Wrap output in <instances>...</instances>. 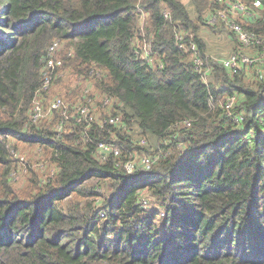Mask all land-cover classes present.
Listing matches in <instances>:
<instances>
[{"label": "trees", "instance_id": "16d2710c", "mask_svg": "<svg viewBox=\"0 0 264 264\" xmlns=\"http://www.w3.org/2000/svg\"><path fill=\"white\" fill-rule=\"evenodd\" d=\"M259 1L237 21L264 40ZM190 5L0 0V264H264V75H231L198 36L225 5ZM55 41L56 58L71 56L51 74V99L41 88ZM147 42L152 63L138 54ZM86 90L106 110L88 126L66 121ZM36 100L45 115L34 121ZM111 116L123 126L103 125ZM103 142L121 155L100 161ZM19 143L49 166L21 187L11 176ZM135 153L158 158L132 173L116 166Z\"/></svg>", "mask_w": 264, "mask_h": 264}, {"label": "built area", "instance_id": "2783aa9c", "mask_svg": "<svg viewBox=\"0 0 264 264\" xmlns=\"http://www.w3.org/2000/svg\"><path fill=\"white\" fill-rule=\"evenodd\" d=\"M220 4L225 5L224 9L216 10L215 14L211 15L208 18L207 23L209 25H222L225 26L234 36L236 40V50L232 51L230 54L225 56L222 59H219L223 68L228 70L231 75L243 73L245 77H252V79H261L264 75V40L248 33L238 22L237 20H244L245 18H252L256 16V14L263 9V5L261 1L255 0L252 3L254 10H251L249 6L243 3L240 0H216ZM146 14H141V23L142 25L145 23ZM181 37H178L179 40ZM59 48V43L57 41L53 42L48 49V58L46 59L44 74L46 75L45 80L42 85V91L49 92L51 83H52V73L56 68H61L65 61L68 60L71 56L70 53H67L64 58H56L55 52ZM193 52V61L197 67L200 66V59L197 57L196 49L194 45L190 47ZM248 52V53H247ZM143 59H145L148 63H152L154 61L151 45L150 43H144L142 50L138 53ZM91 90V89H90ZM85 101L76 106L71 113V115H67L65 111L63 116L66 121H69L70 117L73 118L76 123H86L88 126L91 122H96L99 117V114L96 111V107L94 105V100L97 98L88 97V90H86ZM98 100V99H97ZM236 101V96L233 95L229 98L225 105V109L229 110ZM101 102V101H100ZM61 99H56L49 103L48 111L55 110L61 107ZM101 107L103 110H106V107L109 104V100L105 99L101 102ZM47 111V110H46ZM43 110V106L39 100L34 101L33 104V115L32 118L34 121L41 119L45 113ZM105 122L110 125L115 126H123V121L120 116H111L108 119L104 120L102 124ZM64 126V123L59 124V131ZM186 126H189V123H186ZM140 144H143L144 140H139ZM114 156L118 158L121 155L120 148L118 146L108 144V143H100L97 147V156L100 161H105L108 156ZM157 156H146L140 155L138 153L133 154L129 159L124 162H117L116 166L121 167L128 173H132L137 169H149L152 163L157 159Z\"/></svg>", "mask_w": 264, "mask_h": 264}, {"label": "rangeland", "instance_id": "374dc122", "mask_svg": "<svg viewBox=\"0 0 264 264\" xmlns=\"http://www.w3.org/2000/svg\"><path fill=\"white\" fill-rule=\"evenodd\" d=\"M189 10L192 8L190 5V0H181ZM95 24L89 25L88 28L93 27ZM143 27L142 23L140 24ZM87 28V29H88ZM86 30V29H85ZM229 30L225 26L221 25H203L200 28L198 36L206 43L207 52L216 59H222L227 55H223V53H231L233 42L230 40ZM142 34H144L142 32ZM248 53V52H247ZM247 81L252 80V77H245ZM75 78H72V85L77 87ZM55 88H51L50 90V98L53 99L54 92L59 90V86H54ZM85 86H83L84 88ZM80 88V87H79ZM99 103V104H98ZM43 105V102L41 103ZM48 105L47 103H45ZM94 105L96 107L97 113H101V106L100 101L95 99ZM44 106V105H43ZM48 111V108H47ZM131 133L135 142L141 139V136L137 135V127L134 124H131ZM144 144V143H143ZM145 146V145H144ZM45 155L39 154L37 151L34 150V147L26 144V143H19L18 144V151H16L13 155L15 159V171L12 172V180L13 184L17 187L25 186L27 184V180L30 176H32V172L30 169L36 173L37 176L42 177L43 174L49 171V166L46 165L45 162ZM47 159V157H46ZM45 164V165H44ZM159 215H164L162 210L159 211Z\"/></svg>", "mask_w": 264, "mask_h": 264}, {"label": "crops", "instance_id": "0c3cea01", "mask_svg": "<svg viewBox=\"0 0 264 264\" xmlns=\"http://www.w3.org/2000/svg\"><path fill=\"white\" fill-rule=\"evenodd\" d=\"M243 23V22H242ZM229 38H230V40H232V38H231V36H228ZM232 42H233V40H232ZM233 47H234V44H233V46H232V51H233ZM227 54H229V53H223V55H227Z\"/></svg>", "mask_w": 264, "mask_h": 264}]
</instances>
